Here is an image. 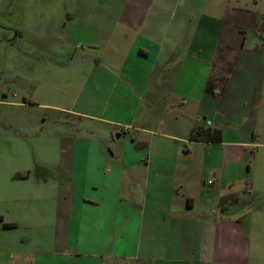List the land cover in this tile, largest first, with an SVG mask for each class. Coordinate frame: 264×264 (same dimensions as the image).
<instances>
[{
	"label": "crops",
	"instance_id": "obj_1",
	"mask_svg": "<svg viewBox=\"0 0 264 264\" xmlns=\"http://www.w3.org/2000/svg\"><path fill=\"white\" fill-rule=\"evenodd\" d=\"M109 1L102 27L81 8L69 17L68 42L110 54L68 61L92 79L90 106L32 103L95 125L56 124L3 169L13 213L0 224L26 231L3 235L16 258L0 264H264L256 17L226 0ZM230 57L222 81L214 65ZM198 128L212 139L192 142Z\"/></svg>",
	"mask_w": 264,
	"mask_h": 264
},
{
	"label": "rangeland",
	"instance_id": "obj_2",
	"mask_svg": "<svg viewBox=\"0 0 264 264\" xmlns=\"http://www.w3.org/2000/svg\"><path fill=\"white\" fill-rule=\"evenodd\" d=\"M226 2L231 4L230 7L234 4L254 19L256 17L258 29L264 31V0ZM110 7L108 0H0V214L6 218L13 212L11 203L4 199L7 193L3 191L1 180L3 169L11 165L12 159L33 155L34 149L38 148V138L46 135V140L50 141L56 137V124L95 125L89 118L80 119L52 108L45 110L32 103L47 100L53 106L75 110L90 106L92 79L86 76L85 69L80 74L75 72L68 61L75 52V59H94L98 55L105 59L110 54L105 48L98 55L92 54L88 45L68 42L72 26L69 17L72 11L81 8L85 12L81 22H96L102 27L106 15L100 14L108 13ZM251 20L246 29L250 40L255 33ZM263 39L259 42L261 47ZM234 61L235 58L230 57L216 62L215 75L223 81ZM24 102L29 105H17ZM181 109L189 116L196 112L190 104ZM25 231V226L5 231L0 224V253L5 254V260H11V256L15 260L16 248L2 243L1 240L7 238L3 235L17 234L25 239Z\"/></svg>",
	"mask_w": 264,
	"mask_h": 264
},
{
	"label": "trees",
	"instance_id": "obj_3",
	"mask_svg": "<svg viewBox=\"0 0 264 264\" xmlns=\"http://www.w3.org/2000/svg\"><path fill=\"white\" fill-rule=\"evenodd\" d=\"M205 140H210L212 139L211 131L208 129H203V128H198L195 129L190 137V140L192 142H197V141H203ZM0 220H3V218L0 216ZM6 227H14L13 224H5Z\"/></svg>",
	"mask_w": 264,
	"mask_h": 264
},
{
	"label": "built area",
	"instance_id": "obj_4",
	"mask_svg": "<svg viewBox=\"0 0 264 264\" xmlns=\"http://www.w3.org/2000/svg\"><path fill=\"white\" fill-rule=\"evenodd\" d=\"M213 182H211L210 184H212Z\"/></svg>",
	"mask_w": 264,
	"mask_h": 264
}]
</instances>
